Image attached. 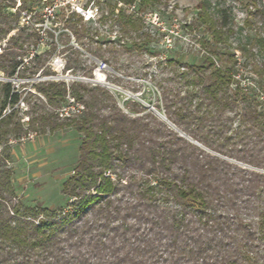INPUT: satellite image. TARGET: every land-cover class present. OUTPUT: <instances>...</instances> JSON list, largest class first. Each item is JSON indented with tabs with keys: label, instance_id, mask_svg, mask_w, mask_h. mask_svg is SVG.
<instances>
[{
	"label": "trees",
	"instance_id": "trees-1",
	"mask_svg": "<svg viewBox=\"0 0 264 264\" xmlns=\"http://www.w3.org/2000/svg\"><path fill=\"white\" fill-rule=\"evenodd\" d=\"M7 1L0 0V72L7 80L48 76L42 56L25 61L40 44L33 26L43 19L20 27V13L32 10L20 4L11 16L5 9L15 4ZM210 8L209 0L197 5L196 21L211 36L202 42L205 58H166L152 78L153 108L169 123L135 99L121 108L93 81L18 83L35 94L0 81V145L9 134L18 140L73 126L81 136L77 164L61 187L64 208L12 204L11 170L0 165V264H264V101L240 85L234 54L216 61L232 31ZM70 15L65 23L80 41L84 22ZM261 67L252 64L262 78ZM76 69L93 79L91 68ZM258 89L264 97V81ZM67 97L83 111L61 119ZM19 102L30 108L28 123L17 116Z\"/></svg>",
	"mask_w": 264,
	"mask_h": 264
},
{
	"label": "rangeland",
	"instance_id": "rangeland-1",
	"mask_svg": "<svg viewBox=\"0 0 264 264\" xmlns=\"http://www.w3.org/2000/svg\"><path fill=\"white\" fill-rule=\"evenodd\" d=\"M7 2L15 4L14 8L5 9L11 16H14L20 4L32 10L20 13V27L25 24L27 17H30L27 20L32 23L42 18L41 7L49 3L44 1L45 4H42L38 0L27 1L25 4L23 0ZM199 2L200 0H134L132 6H128L122 0L100 1L98 9L93 11V18L89 21L82 20V28L87 34L80 41L76 40L65 23L71 15L65 11L57 12L46 24L43 22L47 27L37 28L36 25L41 21L34 24L40 44L25 57L26 61L28 56L30 58L35 53L42 56L50 67L49 75L25 81L17 78L7 80L0 72V81H10L18 88V83L45 79L66 82L74 79L85 82L95 80L116 96L121 108L130 99H135L152 110L158 98L152 78L157 75L158 65L164 59L198 63L205 58L206 50L202 42L205 40L211 43V36L206 27L196 21ZM209 2L210 13L221 11L232 31L229 42L218 45L219 58L216 61L224 62L228 53L234 54L237 59L235 71L240 85L252 93L257 101L263 102L264 97L259 93L258 84L261 80L264 81V16L258 10L264 11V0ZM77 19L73 17L72 22ZM128 19L132 20L134 28L125 23ZM76 26L79 27V23ZM88 48L93 49L91 53ZM94 48H101L99 55L93 56ZM106 59L110 63H106ZM67 61L71 69L65 71ZM100 63H104L105 67ZM253 63L263 66L262 78L252 70ZM81 64L91 68L93 79L80 77L83 71L76 67ZM225 64L227 67L232 66L230 62ZM18 90L35 94L30 86ZM33 104L34 100L31 101V106ZM19 106L17 116L22 118L21 122L28 123L30 108L23 102H19ZM235 126L236 121H233L232 129ZM80 138L74 126L42 135L35 133L27 141H18L9 134L7 141L0 145V165L11 170L10 183L14 190L11 203L29 207L39 205L44 208H64L69 199L61 194V187L77 164Z\"/></svg>",
	"mask_w": 264,
	"mask_h": 264
},
{
	"label": "built area",
	"instance_id": "built-area-1",
	"mask_svg": "<svg viewBox=\"0 0 264 264\" xmlns=\"http://www.w3.org/2000/svg\"><path fill=\"white\" fill-rule=\"evenodd\" d=\"M44 1H49V3L41 8V17L43 21L42 23L36 25L37 28L47 27L45 24L49 21V19L53 18L55 14L60 11H65L69 14H76L80 16L83 21H89L93 18V11L98 9V3L100 1L104 2L108 0H43V2ZM89 13L92 15V18L88 17ZM28 18L30 17H27V19ZM27 19L24 20L25 23H27ZM43 22H45V24ZM5 41L6 40H3L0 45V52L1 48L5 45ZM100 65L105 67V64L103 63H100ZM82 111L83 106L80 103H77L73 99L67 97L66 103L57 110V113L61 119H64L72 116H78L82 113ZM34 136L35 133L29 132L25 137L18 139V141H27L32 139Z\"/></svg>",
	"mask_w": 264,
	"mask_h": 264
},
{
	"label": "water",
	"instance_id": "water-1",
	"mask_svg": "<svg viewBox=\"0 0 264 264\" xmlns=\"http://www.w3.org/2000/svg\"><path fill=\"white\" fill-rule=\"evenodd\" d=\"M93 82H95V83H99V82H97V81H95V80H93ZM100 84V83H99ZM152 110L159 116V117H161L163 120H165L166 122H168L167 121V119L161 114V113H159V112H157L155 109H153L152 108ZM169 123V122H168Z\"/></svg>",
	"mask_w": 264,
	"mask_h": 264
},
{
	"label": "bare ground",
	"instance_id": "bare-ground-1",
	"mask_svg": "<svg viewBox=\"0 0 264 264\" xmlns=\"http://www.w3.org/2000/svg\"><path fill=\"white\" fill-rule=\"evenodd\" d=\"M89 16L92 18V15H91L90 13H89L88 17H89ZM90 17H89V18H90ZM97 76H98V73H97Z\"/></svg>",
	"mask_w": 264,
	"mask_h": 264
}]
</instances>
